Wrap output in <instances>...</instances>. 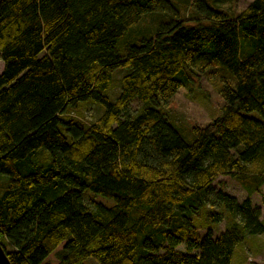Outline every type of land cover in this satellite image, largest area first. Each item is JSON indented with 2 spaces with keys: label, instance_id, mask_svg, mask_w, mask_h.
<instances>
[{
  "label": "trees",
  "instance_id": "trees-1",
  "mask_svg": "<svg viewBox=\"0 0 264 264\" xmlns=\"http://www.w3.org/2000/svg\"><path fill=\"white\" fill-rule=\"evenodd\" d=\"M183 1L194 23L173 0H0V243L11 264H231L264 232L249 196L264 187V0L238 13ZM153 13L154 30L138 28ZM200 76L221 81L223 105L185 127L165 104ZM89 102L102 108L95 121L72 116ZM223 174L248 196L217 189Z\"/></svg>",
  "mask_w": 264,
  "mask_h": 264
},
{
  "label": "rangeland",
  "instance_id": "rangeland-1",
  "mask_svg": "<svg viewBox=\"0 0 264 264\" xmlns=\"http://www.w3.org/2000/svg\"><path fill=\"white\" fill-rule=\"evenodd\" d=\"M174 2L179 1L178 16H183L186 22L194 23L190 19L191 15V5L188 4V8L184 7L182 4L183 0H173ZM182 1V2H181ZM214 4L227 10L230 13H238L243 10L251 0H213ZM161 17H164L161 14ZM159 20V15L156 13L146 14L138 28L143 31L154 30L157 21ZM206 22V21H205ZM3 69V61L0 58V73ZM122 72L119 71L115 74L113 78V87L110 90L111 94H114L118 90V79ZM195 78V82L192 85L191 91L187 88H179L177 92L169 99L165 104L168 112L171 113L176 122L180 123L185 127H191L192 125L205 126L209 123L212 118L218 114L220 107L223 105L222 97L218 91L219 84L221 81L219 79H206L200 76ZM142 103L138 100H132L128 104V113L134 115L141 108ZM102 113V108L95 103H86L82 105L80 113L76 111L71 112L72 116H76L83 121L92 122L95 121ZM8 177L5 175H0V195L7 184ZM213 185L217 189H222L224 192L235 196L239 201L243 200L248 196V192L242 187V185L234 180L229 174L219 175L214 181ZM254 206L258 207L261 212V217H264V187L256 192L249 195ZM87 204H92L95 202H102L103 204H110L108 200L94 196L91 193H86L84 195ZM226 221L223 219L213 230V236L218 237L225 229ZM201 234L204 230L199 231ZM244 242V245H239L236 247L234 255L231 260V264H241L243 258L245 257L248 261L246 264H251V262L262 261L264 256L259 254L263 250L264 246V232L256 237H250ZM178 250L184 251L185 245L181 244L177 247Z\"/></svg>",
  "mask_w": 264,
  "mask_h": 264
},
{
  "label": "water",
  "instance_id": "water-1",
  "mask_svg": "<svg viewBox=\"0 0 264 264\" xmlns=\"http://www.w3.org/2000/svg\"><path fill=\"white\" fill-rule=\"evenodd\" d=\"M0 264H11L1 243H0Z\"/></svg>",
  "mask_w": 264,
  "mask_h": 264
}]
</instances>
